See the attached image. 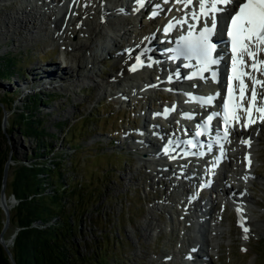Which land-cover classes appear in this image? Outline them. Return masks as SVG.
<instances>
[{
  "label": "rangeland",
  "instance_id": "374dc122",
  "mask_svg": "<svg viewBox=\"0 0 264 264\" xmlns=\"http://www.w3.org/2000/svg\"><path fill=\"white\" fill-rule=\"evenodd\" d=\"M25 5L26 0H0V172L6 162L8 179L17 163L62 162L66 168L63 176L82 184L88 205L80 220L81 252L93 255L96 246L91 244L96 242L102 243L113 264H179L181 252L188 249L183 239L191 233L181 224L188 223L171 195L172 203L166 204L171 211L158 208L163 195L171 191L170 182L157 176L154 166L140 160L141 153L127 146L128 142L135 143L124 138L138 135L147 108L168 102L160 97L164 91H147L141 99L133 92L127 97L116 95V88L109 83L99 88L92 81L79 82L77 74L87 70L93 69L96 79L115 72L116 53L97 50L93 60V52L70 48L71 42L85 41L79 33L65 44L50 33L41 32L32 38L14 20L20 15L16 11ZM169 9L158 15L157 21L164 19ZM155 26L160 29L159 24L145 22L139 30H153ZM7 57L15 67L9 66ZM80 58L91 61V67L75 71ZM51 67L54 77L43 82L45 71ZM148 71L152 75V70ZM249 132L256 138L252 145L255 172L243 185L254 202L249 203L253 222L244 225L249 229L245 239L234 208L219 200L216 208L222 217L218 221L222 232L215 235L218 244L209 252L213 264H264V123ZM41 141L49 147L43 156L34 158L32 154L42 150ZM171 193L177 198L176 189ZM5 197L11 208L16 199L9 187ZM4 219L0 207V231ZM15 230L8 225L6 242Z\"/></svg>",
  "mask_w": 264,
  "mask_h": 264
},
{
  "label": "bare ground",
  "instance_id": "6f19581e",
  "mask_svg": "<svg viewBox=\"0 0 264 264\" xmlns=\"http://www.w3.org/2000/svg\"><path fill=\"white\" fill-rule=\"evenodd\" d=\"M32 2L34 3L32 4ZM157 4L161 5L158 14L160 16L168 6L171 9L168 15H165L164 19L161 17L159 21H157L158 15L152 16ZM137 6L136 0H26V5L16 11L20 15H15L14 20L19 22L20 28L30 33L32 38L40 36L41 32L44 35L50 33L56 40H60L65 44L66 39H71V36L76 37L79 33L86 38L85 41L76 40L71 42L70 48L93 52V60L97 59V50L109 51L112 48L116 53L114 56L117 58L115 72L108 75L107 78L99 76L100 79H96L94 70H87L85 73L77 74L76 78L79 82L92 81L99 88H105L104 85L109 83L110 86L116 88L114 94L127 97V94L130 96L133 92L140 94L141 99L147 95V91L171 89V92L177 93L192 88L193 85H197L199 82L208 89V84L206 85L204 80L199 82L196 80L189 81L188 86L185 84L184 87L179 86L176 79L169 81L168 77L176 74L172 70H160L159 67H156L152 75L151 71L144 70L142 67H137L136 71H131V62L134 56L138 55L146 59L144 53L147 49L153 50V52L157 51L158 47L155 41L161 36L164 25L172 21L173 18H183L184 11H188L187 9L178 11L177 9H180L181 5L177 4L175 0H168V3H164V0H148L144 7L140 8L139 11H135L134 9ZM228 11H232L231 6L228 7ZM220 15L222 16V14ZM161 20L164 21L161 22ZM35 22H37V26H34ZM145 22L159 24L160 29L156 30L155 26L153 30H139V27L143 26ZM35 28L38 30L35 31ZM130 33L134 35V38L129 37ZM137 38H139L138 41H136ZM147 40L150 43L146 46L142 55L140 53L141 46ZM108 45L110 46L107 47ZM91 65V61L81 60L80 58L75 71H84L87 67L90 68ZM158 71L160 73H156ZM54 72L52 67L49 68L45 71L46 74L42 81L48 82L54 77ZM229 75H231V70L226 69V76ZM161 76L168 77L162 78ZM184 77L186 75L181 74L180 78L186 79ZM161 96V99H166L168 102L157 103L154 108H147L142 114V124L137 131L144 135V142L137 141L139 138L133 134L124 136V138L132 140L134 143L135 141L138 142L134 145V148L141 153L139 159L154 166L157 176L167 178L170 182L171 191L173 189L178 191V196H175L177 198L172 197L171 191L164 193L163 204L158 207L159 209L162 207V212L169 213L171 210L166 207V204L172 203L171 198L176 200L178 203L176 206L180 209L181 217L184 222L188 223L181 224L191 233L186 236V240L183 239V242L188 243V249L181 252V254L183 252L184 254H182V258L178 263L197 264L200 260L197 259L200 257L198 255L202 254L201 262L213 264L209 252L218 244L215 235L222 232L221 226L218 224L222 217L217 212L218 208H216L219 200L222 199V202L229 203L240 220L244 217V225L247 222L250 224L253 222L249 215V203L254 204V202L243 185L246 182L243 177L246 175L249 178L254 176L255 171L252 170V166L255 165L256 155L252 145H255L256 138L249 130L235 127L231 130L230 143L225 141L223 148L211 150L205 158L196 160L187 155L176 156V159H171L172 155L169 152L165 153L161 145H165L164 141L167 137H176L175 132H179L183 129V126L192 124L193 121L192 119L185 120L183 113L171 115L166 122L167 124L164 125L157 121L162 120L164 116L157 114L163 113L166 107L171 109L172 106H175V109L179 108L181 110L184 108L178 99H171L165 93L160 94ZM147 110L148 113L150 112L148 115L146 114ZM151 113L158 116L154 118L156 120L151 119ZM258 126L259 124H254L252 128ZM249 138L251 139L250 147L240 142L242 139ZM239 155L241 157L238 159L236 156ZM246 155L250 156L251 159L250 168L248 161L245 159ZM213 163L216 164V167L210 172L209 169ZM173 165L176 166V170L173 169ZM201 182L204 183L203 186L200 185ZM166 187L168 189V186ZM177 199H179V202ZM238 209H243V211H238ZM150 224L152 222L146 226L148 227Z\"/></svg>",
  "mask_w": 264,
  "mask_h": 264
},
{
  "label": "snow or ice",
  "instance_id": "6c2138e0",
  "mask_svg": "<svg viewBox=\"0 0 264 264\" xmlns=\"http://www.w3.org/2000/svg\"><path fill=\"white\" fill-rule=\"evenodd\" d=\"M147 2L148 0H136L138 6L134 10L139 11ZM175 2L181 5V8L177 9L178 11L185 9L188 11H184L183 18H173L164 31L167 33L177 26L187 25V34L179 37L178 46L173 49L176 53L173 59L183 56L189 61L194 59L196 62V71L190 76L184 77L186 79L196 77L206 79L205 73H210L213 81L217 79L218 73L214 67L221 61L218 55L214 56L217 45L212 42V37L218 30L220 19L227 20L223 30L226 31L229 38L231 75L227 76L225 80L226 98L221 100V111L213 112L207 116L203 124L196 126L195 137H200L204 132L209 131L212 121L217 119L216 136L230 143L229 136L235 127L248 128L257 122L264 123V0H175ZM164 3H168V0H164ZM229 6L232 7V11H228ZM160 10L161 5H155L152 16L158 15ZM223 13L227 14L226 17L218 15ZM189 19L194 23H189ZM143 63L140 56H137L136 65L132 66L131 71H136L137 66L142 67ZM184 67L191 68L193 65L186 64ZM175 75L176 78H180L179 72ZM172 79L173 76L170 75L168 80L172 81ZM186 95L203 106L213 105L214 101L220 97V93L206 97H198L191 93H186ZM170 110L175 111V106H172L171 109L166 107L163 113L157 115L166 116ZM186 118L191 117L186 115ZM221 120L222 127L219 126ZM240 142L251 146L250 138L242 139ZM173 143L171 140L168 141V147L164 148L165 153L173 150ZM179 143H186L190 148L198 146V142L193 139ZM208 150H212L211 144L208 145ZM221 150L223 151V149ZM204 154V152H183L184 156H203ZM170 158L176 159L177 157L171 156ZM245 159L250 168V156L246 155ZM215 167L216 164L213 163L209 171L212 172ZM248 178L247 175L243 177L245 180ZM238 211L242 212L243 209H238ZM244 220L245 218L242 217L240 225L244 238L247 239L249 229L244 226Z\"/></svg>",
  "mask_w": 264,
  "mask_h": 264
},
{
  "label": "trees",
  "instance_id": "16d2710c",
  "mask_svg": "<svg viewBox=\"0 0 264 264\" xmlns=\"http://www.w3.org/2000/svg\"><path fill=\"white\" fill-rule=\"evenodd\" d=\"M9 66L15 67L14 62ZM40 147L32 154L34 158L43 156L49 144L41 141ZM12 168L5 192L9 187L16 199L9 209V225L17 230L9 247L16 264H113L102 243L91 244L96 246L93 255L81 252L80 220L88 205L82 184L63 176L62 162L30 161ZM2 173L3 168L0 187ZM0 264H13L1 244Z\"/></svg>",
  "mask_w": 264,
  "mask_h": 264
},
{
  "label": "water",
  "instance_id": "95a60500",
  "mask_svg": "<svg viewBox=\"0 0 264 264\" xmlns=\"http://www.w3.org/2000/svg\"><path fill=\"white\" fill-rule=\"evenodd\" d=\"M7 167H8V162H6L4 167H3V173H2V178H1V187H0V207L2 208L4 215H5L4 223H3L2 229L0 231V244L4 248L9 260L13 264H16L13 257H12V254H11L9 247H10V245L13 244V239L16 235L17 230H15V232L12 234V236L8 242H6L4 239V233H5L8 225H9V216H10V212H9L10 204L7 203V200L5 197V186L7 183Z\"/></svg>",
  "mask_w": 264,
  "mask_h": 264
}]
</instances>
